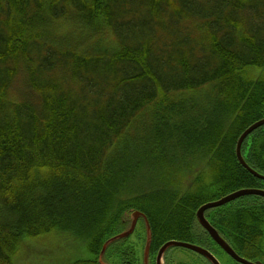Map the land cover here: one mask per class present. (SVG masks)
Instances as JSON below:
<instances>
[{"label":"trees","instance_id":"trees-1","mask_svg":"<svg viewBox=\"0 0 264 264\" xmlns=\"http://www.w3.org/2000/svg\"><path fill=\"white\" fill-rule=\"evenodd\" d=\"M262 114L264 0H0V264L59 236L98 264L129 209L191 241Z\"/></svg>","mask_w":264,"mask_h":264},{"label":"flooded vegetation","instance_id":"flooded-vegetation-1","mask_svg":"<svg viewBox=\"0 0 264 264\" xmlns=\"http://www.w3.org/2000/svg\"><path fill=\"white\" fill-rule=\"evenodd\" d=\"M264 118V114L260 118L256 119L252 123ZM251 123V124H252ZM250 124V125H251ZM249 126V125H248ZM243 132V131H242ZM241 132V133H242ZM237 138L240 136V134ZM236 141L233 146L235 162L231 161L230 166H235L237 169L247 171L237 160L235 155ZM242 160L248 167L253 170L259 176L263 178L255 177L249 171L247 173L251 175L252 180L242 186L236 188H224L220 194L215 198L205 201L202 204L216 201L223 198L237 190L251 189L255 191L254 194H249L236 198L219 207L208 208L204 211V217L206 218L207 225L213 228L219 238L224 242V245L234 252L238 258L250 262V264H264V125L253 130L242 141L240 149H238ZM128 218H125V223L128 224ZM195 228L193 229L191 241H184L189 244L197 245L204 248L214 256L220 264H242L241 262L232 258L221 246L211 239L208 231L195 220ZM126 224V225H127ZM137 224H141L140 221ZM197 228V229H196ZM194 234V232H196ZM201 236V237H200ZM163 237H160L161 240ZM139 245L144 244V233L142 232V238L137 237ZM201 239V240H200ZM159 240L154 241L155 243ZM176 240L174 238L167 239L158 245L156 251L152 252V248L155 243L151 241V248L147 264H155V256L158 248L166 241ZM181 241V240H178ZM167 250L164 259L165 264H174L171 258L168 257L170 251ZM143 251V249H142ZM141 251V257H142ZM193 253V252H192ZM194 257H197L199 264H210L207 260L194 253ZM219 256V257H218ZM136 260L132 251L131 255H125L124 258L119 260V263L111 261L113 264H142V258ZM126 258V259H125ZM186 264H193L186 262Z\"/></svg>","mask_w":264,"mask_h":264},{"label":"water","instance_id":"water-1","mask_svg":"<svg viewBox=\"0 0 264 264\" xmlns=\"http://www.w3.org/2000/svg\"><path fill=\"white\" fill-rule=\"evenodd\" d=\"M264 125V118L252 123L251 125H249L241 134L240 136L237 138V141H236V147H235V155H236V158L237 160L239 161V163L247 170L249 171L252 175H254L255 177H259V178H263L262 176H259L256 172H254L253 170H250L248 169V167L246 166V164L244 163V161L242 160L243 158L241 157V154L239 152L238 149H240V146H241V143L242 141L245 139V137L247 135H249L253 130L257 129L258 127H261ZM255 191L253 190H249V189H242V190H239V191H236L232 194H229L223 198H221L219 201H216V202H212V203H208V204H205L203 206H201L196 214H195V217H196V220L200 223V225H202L209 233V235L211 236L212 240L215 241L219 246H221L232 258H234L235 260L241 262L242 264H250V262H247V261H244L240 258H238L236 255H234L235 253L232 252L228 247L227 245H224V242L219 238V236L217 235V232L213 229V228H210L209 225H207V222H206V219L204 218V211L208 208H213V207H219L221 206L222 204H225L226 202H229L231 200H234L236 198H240L241 196H245V195H249V194H254ZM125 214H128V217L129 218L128 220V225L126 226V228L116 234V236H112L108 239L105 240V242L103 243L102 247H101V250H99V255H98V259H97V262L98 264H109L107 263V261H105L104 259V254H105V251L106 249L114 242L116 241H120V240H125L126 238H128L134 231L135 229V226H136V223H137V220L139 218H142L144 220V225H145V231H146V234H145V243H144V248L143 249V264H147V261H148V257H149V248L151 246V234H150V230H149V225H148V222L146 220V218L144 217V215L138 211V210H129L128 213H125ZM183 248V249H186V250H190L192 252H195L196 254L200 255V257H204L207 261L210 262V264H220L218 262V260L212 256V254L201 248V247H198L194 244H189V243H185V242H179V241H167L166 243H164L161 247H159V250L157 252V255H156V258L155 259V264H165L164 263V254L165 252L169 249V248Z\"/></svg>","mask_w":264,"mask_h":264},{"label":"rangeland","instance_id":"rangeland-1","mask_svg":"<svg viewBox=\"0 0 264 264\" xmlns=\"http://www.w3.org/2000/svg\"><path fill=\"white\" fill-rule=\"evenodd\" d=\"M127 226V225H126ZM142 238V232L138 226L136 231L128 238H126L125 245H133L136 247L135 256L138 258L142 247L139 245L137 237ZM43 242V241H42ZM34 241L32 247L27 250L19 249L20 257L15 261V264H68L67 260L72 249L71 242L65 236L52 237L47 242ZM119 242L116 241L115 243ZM194 253L185 249L175 248L170 251L168 257L171 258L172 263L189 262L199 264ZM219 257V256H218Z\"/></svg>","mask_w":264,"mask_h":264}]
</instances>
